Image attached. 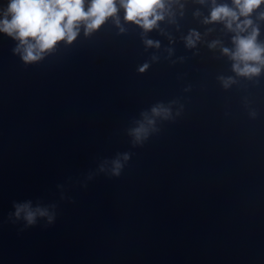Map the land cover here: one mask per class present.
<instances>
[{
  "label": "water",
  "instance_id": "1",
  "mask_svg": "<svg viewBox=\"0 0 264 264\" xmlns=\"http://www.w3.org/2000/svg\"><path fill=\"white\" fill-rule=\"evenodd\" d=\"M166 3L145 32L117 0L119 25L33 63L0 33V264H264V66L233 70L212 0ZM28 202L47 213L32 225L15 215Z\"/></svg>",
  "mask_w": 264,
  "mask_h": 264
},
{
  "label": "clouds",
  "instance_id": "2",
  "mask_svg": "<svg viewBox=\"0 0 264 264\" xmlns=\"http://www.w3.org/2000/svg\"><path fill=\"white\" fill-rule=\"evenodd\" d=\"M232 2L235 7L216 4V0H212L214 7L210 18L204 22L223 23L229 31L235 33L232 37L234 50L224 48L223 52L235 61L233 70L238 75L251 78L258 75L261 66H264V44L258 43L259 28L253 26L254 21L251 19L252 14L264 4V0ZM119 5L124 10V20L142 27L145 32L158 27V22L164 20L165 13L169 11L166 0H119ZM117 13V0H89L87 8L86 0H8L6 6H0V33L17 40L19 43L14 51L21 54L25 63H33L54 51L60 42L71 44L80 34L81 27L87 35L99 29L109 18H116L119 25ZM259 19L264 20V12L259 13ZM199 38V33L192 32L186 38L187 45L194 47ZM146 43L148 46L159 47V43L152 40ZM216 43L211 46L215 47ZM147 68L145 64L139 70L143 72ZM231 82V78L225 80V87ZM151 112L153 116H170V110L163 104L154 106ZM144 117L145 123H140L139 127L132 130L137 141L146 138L148 126L155 122L147 113ZM128 158L125 155L124 159ZM114 164L113 172L119 175L122 165L119 161ZM15 207V215L20 217L23 214L29 225L36 223L38 214L47 215L41 209L33 210L30 202Z\"/></svg>",
  "mask_w": 264,
  "mask_h": 264
}]
</instances>
